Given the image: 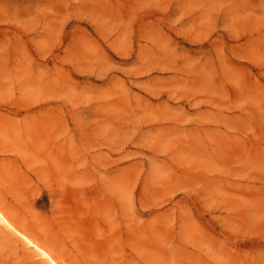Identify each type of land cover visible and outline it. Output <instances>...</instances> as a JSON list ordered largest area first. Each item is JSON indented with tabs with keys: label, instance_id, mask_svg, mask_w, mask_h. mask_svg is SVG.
I'll use <instances>...</instances> for the list:
<instances>
[{
	"label": "rangeland",
	"instance_id": "1",
	"mask_svg": "<svg viewBox=\"0 0 264 264\" xmlns=\"http://www.w3.org/2000/svg\"><path fill=\"white\" fill-rule=\"evenodd\" d=\"M6 153L77 261L264 264V0H0Z\"/></svg>",
	"mask_w": 264,
	"mask_h": 264
},
{
	"label": "bare ground",
	"instance_id": "2",
	"mask_svg": "<svg viewBox=\"0 0 264 264\" xmlns=\"http://www.w3.org/2000/svg\"><path fill=\"white\" fill-rule=\"evenodd\" d=\"M19 131L15 134L18 135ZM9 151L10 149L3 150V152ZM8 154L6 153L2 159L0 158L2 162L0 165V240L10 243L12 246H21L23 258L26 254L33 257L39 256L38 260L32 262L34 264H91L77 261L69 249L60 250V247L65 243L62 242L59 246L60 241L51 231L48 229L37 231L32 223L23 218L22 212L16 207L17 204L15 205L14 201L8 197V194L16 188L18 173L14 159ZM29 256L24 260L25 264L31 263Z\"/></svg>",
	"mask_w": 264,
	"mask_h": 264
}]
</instances>
